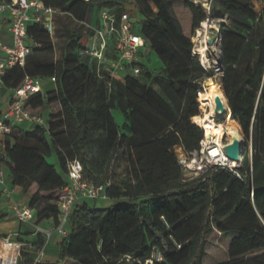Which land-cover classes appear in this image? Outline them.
<instances>
[{
	"label": "trees",
	"instance_id": "trees-1",
	"mask_svg": "<svg viewBox=\"0 0 264 264\" xmlns=\"http://www.w3.org/2000/svg\"><path fill=\"white\" fill-rule=\"evenodd\" d=\"M40 2L86 23L96 9H115L120 17L128 0ZM135 2L143 16L142 34L162 63L156 77L139 64V76L114 80L110 89L109 79L94 66L79 59L54 61L52 37L38 23L28 27L26 66L1 77L2 92L21 88L27 76L56 79L55 89L26 103L33 113L48 111L47 126L32 131L16 126L0 137L10 183L22 189L34 224L57 221L68 159L79 158L92 182L111 181L107 193L114 204L77 206L57 260L36 264H264V0H208L207 6L193 0ZM230 15L247 21L231 20L220 30L222 87L243 138L242 178L216 168L205 177L185 179L175 148L199 147L204 131L192 117L202 115L201 84L212 76L193 56L192 40L204 21ZM139 77L154 80L161 93ZM114 109L124 115L121 126ZM95 132L101 134L99 154L88 159ZM124 156L128 167L120 178L115 166ZM34 244L44 245L41 233ZM156 251L161 258H155Z\"/></svg>",
	"mask_w": 264,
	"mask_h": 264
},
{
	"label": "built area",
	"instance_id": "built-area-1",
	"mask_svg": "<svg viewBox=\"0 0 264 264\" xmlns=\"http://www.w3.org/2000/svg\"><path fill=\"white\" fill-rule=\"evenodd\" d=\"M83 1L89 2L90 0ZM193 1L195 4L207 6L201 0ZM8 10H10L8 32L12 43L5 45L0 41V49L5 53V57L0 60V82L7 70L15 66L22 68L26 66L31 51L28 35L29 24L35 22L43 25L50 35L56 31L50 15L57 10L45 7L40 0H8L0 4V16ZM99 19L97 28L87 26L83 31L84 38L81 40L79 57L83 62L94 66L101 78H108L111 89L112 82L117 80V74L121 69L131 70L133 75L130 76H139L142 73L139 57L142 49H150L149 42L142 34V21L134 23L132 15L126 11L118 17L115 9L105 8L100 11ZM112 49L115 50L114 53ZM111 53L113 56L110 55ZM123 77H125L124 74ZM49 80L56 82L54 77ZM38 93L45 94L42 80L27 76L22 87L13 91L12 99L8 100L7 107L4 110L0 109V137L10 135L16 126L26 131H32L38 126H47L48 111L33 113L26 108L28 99ZM177 149L180 153H177ZM175 152L185 179L205 177L216 168H226L242 178L240 159L234 161L227 155L226 149L208 141L205 133L197 149L185 152L178 146ZM6 170L7 166L3 156H0V191L10 200V208L14 211L18 221L32 223L34 211L17 202L14 187H9ZM110 186V180L107 183H94L87 179L84 164L79 158L67 160V182L63 188V194L58 199L57 221H52V227L49 229H43L41 224H34L36 231L44 237V245L41 248L36 247L35 264L44 259L47 243L54 235L59 237L69 235L70 217L77 206L85 201H110L107 193ZM4 246L15 254V258L10 259L15 264L17 257L21 254L23 243L7 238ZM0 264H6V261L2 260Z\"/></svg>",
	"mask_w": 264,
	"mask_h": 264
},
{
	"label": "rangeland",
	"instance_id": "rangeland-1",
	"mask_svg": "<svg viewBox=\"0 0 264 264\" xmlns=\"http://www.w3.org/2000/svg\"><path fill=\"white\" fill-rule=\"evenodd\" d=\"M202 2H205L206 0H201ZM125 11L130 13L132 15V21L134 23H138L140 21L143 20V16L140 14L138 6L136 5L135 0H128V2L126 3L125 7H124ZM99 14L100 11L99 9H96L95 14H94V19L97 20V18H99ZM226 22L221 24V23H216L214 22V25L216 27L211 28L210 30H208L207 33V37H208V44L210 46V49L206 52V57L204 58L202 56L201 53L198 52V49L200 48L201 41H194V39L192 40L193 42V49H192V54L193 56L199 60L200 64L202 65V67L204 69H206L207 71H209V74H212V76L210 77L214 82L218 83L221 86L222 92L224 94V90L222 87V75H223V68H222V45L220 43V50H221V54L220 57L218 56L217 53H214L212 50V46L218 47L219 44H217V40L219 39L221 42V34H220V30L222 25H226L227 27H230V22L231 20H236L238 22L241 23H246L247 21L241 17L235 16V15H230L229 17H226ZM202 25V24H201ZM200 25V28H201ZM217 28V29H216ZM234 29H237V27H235ZM261 29L262 31L264 30V20L261 22ZM197 33V30L195 32V34ZM210 37V38H209ZM200 43V44H199ZM199 46V47H198ZM113 53L115 52L114 49L111 50ZM113 53H111L110 55L113 56ZM139 64H142L144 66L147 67L148 71L151 72L153 77H156L161 69H162V63L160 61V59L158 58V56L152 52L150 49H142L141 50V55L139 57ZM246 63H243V67L245 66ZM123 74L125 76L127 75H133V72L127 68H123L121 69L118 74L117 77L120 82H123ZM139 79L141 81H143L148 87H151L153 89H155L156 91L161 93V89L160 87L157 85V83L150 79V80H146L143 79L141 77H139ZM202 86V90L203 92H205L207 90V85L205 83V80L202 82L201 84ZM5 93V92H3ZM225 96V95H224ZM199 103V109L201 111V114H204V107L203 105L198 101ZM206 110H210V108H206ZM113 116L115 118V121L121 126L124 122V115L122 113V111L120 109H114L112 111ZM224 117H216V120L220 123H228V119ZM231 120H233V116L231 117ZM227 121V122H226ZM234 122V121H233ZM193 123V122H192ZM202 129V128H201ZM203 130V129H202ZM204 131V130H203ZM100 132H95L93 134V140L91 142V144L88 146L87 150H86V156L88 159L94 158L99 154V147H100V141H99V137H100ZM224 140H227V137L224 138ZM243 145V144H242ZM241 151H242V147H241ZM177 153H180V150L177 149ZM127 157L128 156H124V158H122L120 160L119 163H116L115 169L117 171V173H119V177H125V170L128 167V162H127ZM52 163L54 162L53 159L50 160ZM240 161L242 163L241 160V156H240ZM7 171V170H6ZM67 178V177H66ZM11 181V178H10ZM20 192V193H19ZM17 193V196L19 197V199L17 200V202L21 205V206H28V202L26 200H24L23 197V191L20 188V191ZM90 205L92 206H96L97 208H107L111 205L114 204V202L111 201H99V202H89ZM117 203V202H115ZM40 207H38L36 209V213H38ZM5 217L7 216L8 219L4 220L3 222H9L11 220H16V223L13 224L17 227V229H23V235L20 234L18 231L12 235H1L0 238V262H2V260L6 261V264L8 263V259L11 258H15V254L9 250L8 248H6L4 246V241L9 238L11 241L14 242H21L23 243V252H21V254L17 257L16 259V263L15 264H33V258L36 256V252L37 249L35 247V244L33 242V240H28L30 238H26L25 236H29L32 235L34 233H37L39 236V233L36 231L35 227H34V222L32 223H22L20 221H18L14 211L9 208L7 210V214L4 215ZM50 227H52V224L50 225ZM38 241V238H37ZM62 241V238L59 236H54L52 237L48 243H47V251H46V256L44 258V260H57L58 255L57 252L59 250V243ZM58 249V250H57ZM156 259L161 258V256L159 255L158 251L155 252L154 254ZM10 262V261H9ZM14 264V263H13Z\"/></svg>",
	"mask_w": 264,
	"mask_h": 264
},
{
	"label": "crops",
	"instance_id": "crops-1",
	"mask_svg": "<svg viewBox=\"0 0 264 264\" xmlns=\"http://www.w3.org/2000/svg\"><path fill=\"white\" fill-rule=\"evenodd\" d=\"M50 19L53 20L56 31L53 35H51L53 43H54V61H62L65 59H79L83 61L79 57V50L81 40L84 38L83 31L87 26L91 28H97L96 20L93 19L92 22H78L71 15L57 10L52 15H50ZM10 21V10L6 11L3 15L0 16V41L5 45H11L12 38L8 32V24ZM35 23V22H34ZM5 57V53L0 49V60ZM117 80L118 77H117ZM43 91L46 93L48 90L55 89V83L48 80H43ZM13 91H7L3 93L0 90V109L4 110L7 107L8 100L12 99ZM7 175L9 179V187L12 188L10 183V174L7 168ZM16 200L19 199L17 193L20 191V187H14ZM20 193V192H19ZM10 208V200L6 196H2L0 199V215H6L7 210ZM8 217L4 216L0 221V235H14L17 231L23 235V229H17V227L13 224L16 223V220H11L9 222H3L7 220ZM52 220H46L41 223V227L43 229L51 228ZM57 236V235H54ZM53 236V237H54ZM26 238H30L28 240H33L34 243L37 242V238L39 237L37 233H34L29 236H25ZM58 250V249H57Z\"/></svg>",
	"mask_w": 264,
	"mask_h": 264
},
{
	"label": "bare ground",
	"instance_id": "bare-ground-1",
	"mask_svg": "<svg viewBox=\"0 0 264 264\" xmlns=\"http://www.w3.org/2000/svg\"><path fill=\"white\" fill-rule=\"evenodd\" d=\"M204 3L207 4L206 1ZM226 20V18L218 19L221 24L225 23ZM214 27L216 26L212 19L204 21L201 28L197 29V33L193 38L195 42L201 41L202 45L198 49V52L201 53L204 58L206 57V52L210 49L207 33L208 30ZM220 43L221 42L218 39V47L211 45L213 49L212 51L217 53L219 57L221 54ZM205 83L207 85V90L205 92H200L198 97V101L203 105L205 112L202 115L192 117V122L204 130L208 141L216 143L223 149H226V151L229 152V155L234 158L233 160L236 161L239 156L238 151L235 149L236 147H242L243 138L237 126L234 124L233 120H231L232 114L229 111L227 99L222 92L221 86L211 78L205 79ZM206 108H210V110H206ZM216 117L227 118L228 123H220L216 120ZM225 137H227V140H224ZM9 261L10 259H8L9 264L14 263L13 261Z\"/></svg>",
	"mask_w": 264,
	"mask_h": 264
},
{
	"label": "water",
	"instance_id": "water-1",
	"mask_svg": "<svg viewBox=\"0 0 264 264\" xmlns=\"http://www.w3.org/2000/svg\"><path fill=\"white\" fill-rule=\"evenodd\" d=\"M213 21L216 22V23L219 22L218 19H214ZM235 150L238 151V156H239V157L236 159V160H238V159L240 158V156H241V146H240V147H236ZM227 155H228L230 158H232V157L229 155V152H228V151H227ZM232 159H234V158H232Z\"/></svg>",
	"mask_w": 264,
	"mask_h": 264
}]
</instances>
